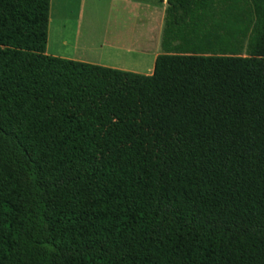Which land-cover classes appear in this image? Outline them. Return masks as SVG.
I'll return each instance as SVG.
<instances>
[{"label": "trees", "instance_id": "16d2710c", "mask_svg": "<svg viewBox=\"0 0 264 264\" xmlns=\"http://www.w3.org/2000/svg\"><path fill=\"white\" fill-rule=\"evenodd\" d=\"M50 12L0 0V264H264V4L247 56L150 76L47 55Z\"/></svg>", "mask_w": 264, "mask_h": 264}, {"label": "crops", "instance_id": "0c3cea01", "mask_svg": "<svg viewBox=\"0 0 264 264\" xmlns=\"http://www.w3.org/2000/svg\"><path fill=\"white\" fill-rule=\"evenodd\" d=\"M126 1L134 4L136 14V23L129 33L130 43L124 36L128 33L115 30L111 24L97 28L92 21L85 23L82 12L74 7L75 1L67 0V6L61 13L54 15L51 7L46 53L146 76L154 73L156 59L160 55H216L212 48H194L189 52L179 49L181 41L170 31L172 16L167 0ZM64 36L66 41L63 42ZM196 38L202 39V36ZM70 45L73 49L68 51Z\"/></svg>", "mask_w": 264, "mask_h": 264}, {"label": "rangeland", "instance_id": "374dc122", "mask_svg": "<svg viewBox=\"0 0 264 264\" xmlns=\"http://www.w3.org/2000/svg\"><path fill=\"white\" fill-rule=\"evenodd\" d=\"M74 7L84 16V22H94L97 28L106 23L124 34L126 42L135 25V6L126 0H74ZM149 0H142L145 2ZM160 1V0H159ZM71 4V1H70ZM264 0H195L191 22L174 29L181 44V50L206 49L214 45L213 52L218 55L247 56L259 32L261 10ZM67 0H53V14L61 13ZM216 9V16H211ZM55 10V11H54ZM139 25V24H137ZM206 36L207 40L197 36ZM215 37L213 41L209 39ZM66 41L64 36L63 42ZM64 47V46H63ZM73 46L67 48L72 50ZM49 48V45H48ZM49 50V49H48ZM48 55V54H47ZM132 73V72H131Z\"/></svg>", "mask_w": 264, "mask_h": 264}, {"label": "bare ground", "instance_id": "6f19581e", "mask_svg": "<svg viewBox=\"0 0 264 264\" xmlns=\"http://www.w3.org/2000/svg\"><path fill=\"white\" fill-rule=\"evenodd\" d=\"M55 11V10H54Z\"/></svg>", "mask_w": 264, "mask_h": 264}]
</instances>
